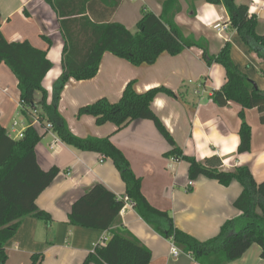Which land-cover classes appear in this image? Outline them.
<instances>
[{"label": "crops", "instance_id": "crops-1", "mask_svg": "<svg viewBox=\"0 0 264 264\" xmlns=\"http://www.w3.org/2000/svg\"><path fill=\"white\" fill-rule=\"evenodd\" d=\"M118 1L120 4L109 21L135 33L142 12L159 16L164 0ZM234 3L248 7V14L257 17V34H264V0H234ZM179 4L174 21L183 36L204 39L213 56L225 44H230L234 65L264 91V61L249 53L237 33L229 28V16L223 3L179 0ZM89 8L96 17L108 16L106 7L97 0L92 1ZM0 18V33L7 42L27 41L33 48L47 52L53 67L43 79L42 87L50 103L53 84L63 72L64 43L56 13L46 0H0ZM215 25L226 28L217 30L213 28ZM43 37L50 40V46ZM130 81L135 82L137 93L159 87L172 92V97L157 95L150 109L185 156L198 162L216 157L222 163L219 170L225 172L247 166L256 183L264 181V125L259 121V114L255 109L245 110V121L251 128L250 151L238 154L240 107L233 103L218 107L212 102V92L225 83V72L219 64L208 66L198 48L186 49L177 56L164 53L153 65L140 67L105 53L94 78L70 79L61 92L58 113L73 135L82 139L109 137L134 175L141 179V192L152 207L167 212L175 228L198 241L214 237L224 222L240 215L233 206L242 191L237 182L225 187L202 176L190 181L187 163L164 157L169 146L149 120L117 129L111 123L97 126L95 119L88 115L77 117L80 107L100 98L116 103ZM17 84L16 77L1 64L0 125L14 140L28 127V122L19 114ZM39 99L37 94L36 100ZM41 133L43 137L35 147L37 163L44 171L52 167L60 171L35 202L40 211L49 215L50 221L25 217L5 243L6 264H30L35 255L41 256L40 264H82L97 245L108 241L111 231L70 226L68 215L73 203L96 184L122 198L125 185L109 158L76 150L60 141L52 149L54 134L46 129ZM188 182H192L189 188ZM118 226L150 251L149 264H199L181 251L174 258L170 254L171 242L151 228L127 203L120 211ZM260 254L261 248L253 244L242 257L228 264H264Z\"/></svg>", "mask_w": 264, "mask_h": 264}, {"label": "trees", "instance_id": "trees-1", "mask_svg": "<svg viewBox=\"0 0 264 264\" xmlns=\"http://www.w3.org/2000/svg\"><path fill=\"white\" fill-rule=\"evenodd\" d=\"M92 1L95 0H46L58 17L64 43L61 53L63 72L53 84L50 103H47L48 94L42 87L43 79L53 67L47 52L33 48L27 41L7 42L0 33V65L7 66L17 79L19 114L28 122V127L17 140L10 138L0 125V264L7 261L5 243L25 217L50 221L49 215L35 204L60 172L56 167L44 171L37 163L35 147L43 137L42 129L45 130L48 125L66 146L109 158L125 185L122 198L96 184L73 203L68 215L70 226L111 231L108 241L95 247L82 264L150 263V251L123 228L117 227L125 198L151 228L199 264H228L242 257L253 244L261 248L260 257L264 260V181L256 183L247 166L225 172L219 170L222 163L216 157L198 162L185 156L150 109L157 95L172 97L170 90L159 87L137 93L135 82L130 81L116 103L100 98L80 107L77 117L88 115L95 119L97 126L111 123L117 129L129 123L149 120L169 146L164 157L187 163L190 181L202 176L225 187L237 182L242 191L233 206L240 212L239 217L224 222L214 237L203 242L175 228L167 212L147 202L141 192V179L134 175L128 161L109 137H76L57 109L66 83L70 79L85 81L94 78L105 53L140 67L153 65L164 53L177 56L186 49L198 48L208 66L215 63L224 69L225 83L212 92L211 100L218 107H226L229 103L240 107L237 153L244 154L250 151L251 144V128L245 121L244 112L255 109L260 123L264 125V91L234 65L230 58V44H225L213 56L209 54L208 43L204 39L183 36L174 21L180 10L179 0H164L159 16L143 11L135 33L129 32L122 24L109 21L120 1L97 0L106 7L108 16L104 17L92 14L89 8ZM205 1L223 3L229 16V28L237 33L249 53L264 61V34H257V17L248 14V7L235 4L234 0ZM43 39L51 45L49 39ZM37 94L40 95L39 100H36ZM33 119L38 121L37 125H33ZM41 259L40 255L32 256L30 264H40Z\"/></svg>", "mask_w": 264, "mask_h": 264}, {"label": "built area", "instance_id": "built-area-1", "mask_svg": "<svg viewBox=\"0 0 264 264\" xmlns=\"http://www.w3.org/2000/svg\"><path fill=\"white\" fill-rule=\"evenodd\" d=\"M214 29H217V30H220V29H224V28H226V26H220V25H215L214 27H213ZM198 94V93H197ZM33 125H37L38 124V121L36 120V119H33ZM46 130H50V126L48 125V126H46V128H45ZM56 143H59V140L56 138V136L54 135V143H53V145L51 146V148L52 149H55V146H56ZM192 186V182H188L187 183V187L189 188V187H191ZM124 201H125V204L127 203V204H129L130 206H132V204L129 202V201H127V199L125 198L124 199ZM125 204H124V206H125ZM127 206V205H126ZM170 242H171V248H170V254L174 257V258H176L177 256H179V254H180V250L172 243V241L170 240ZM104 245V244H103ZM97 246H99V245H97ZM96 246V247H97Z\"/></svg>", "mask_w": 264, "mask_h": 264}, {"label": "water", "instance_id": "water-1", "mask_svg": "<svg viewBox=\"0 0 264 264\" xmlns=\"http://www.w3.org/2000/svg\"><path fill=\"white\" fill-rule=\"evenodd\" d=\"M229 1H232V0H229Z\"/></svg>", "mask_w": 264, "mask_h": 264}]
</instances>
